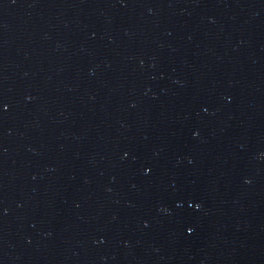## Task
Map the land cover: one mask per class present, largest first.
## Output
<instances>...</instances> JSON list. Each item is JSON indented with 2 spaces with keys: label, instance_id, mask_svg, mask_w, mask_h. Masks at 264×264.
<instances>
[{
  "label": "water",
  "instance_id": "1",
  "mask_svg": "<svg viewBox=\"0 0 264 264\" xmlns=\"http://www.w3.org/2000/svg\"><path fill=\"white\" fill-rule=\"evenodd\" d=\"M0 264H264V0H0Z\"/></svg>",
  "mask_w": 264,
  "mask_h": 264
}]
</instances>
